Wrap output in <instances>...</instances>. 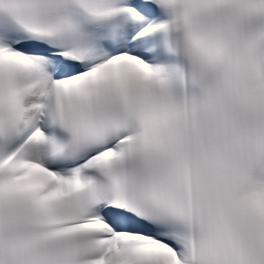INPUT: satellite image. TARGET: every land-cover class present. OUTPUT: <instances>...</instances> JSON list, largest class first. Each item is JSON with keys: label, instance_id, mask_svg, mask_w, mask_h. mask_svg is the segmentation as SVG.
Wrapping results in <instances>:
<instances>
[{"label": "snow or ice", "instance_id": "1", "mask_svg": "<svg viewBox=\"0 0 264 264\" xmlns=\"http://www.w3.org/2000/svg\"><path fill=\"white\" fill-rule=\"evenodd\" d=\"M0 264H264V0H0Z\"/></svg>", "mask_w": 264, "mask_h": 264}]
</instances>
